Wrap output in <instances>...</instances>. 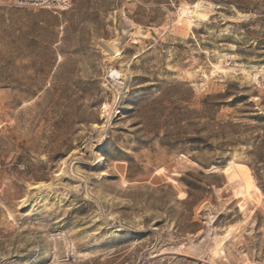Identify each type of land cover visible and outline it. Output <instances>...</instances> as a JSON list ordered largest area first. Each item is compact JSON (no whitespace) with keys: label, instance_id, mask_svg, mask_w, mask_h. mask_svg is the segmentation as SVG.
I'll return each mask as SVG.
<instances>
[{"label":"rangeland","instance_id":"obj_1","mask_svg":"<svg viewBox=\"0 0 264 264\" xmlns=\"http://www.w3.org/2000/svg\"><path fill=\"white\" fill-rule=\"evenodd\" d=\"M70 2L0 0V264H264V0Z\"/></svg>","mask_w":264,"mask_h":264},{"label":"built area","instance_id":"obj_2","mask_svg":"<svg viewBox=\"0 0 264 264\" xmlns=\"http://www.w3.org/2000/svg\"><path fill=\"white\" fill-rule=\"evenodd\" d=\"M10 5L16 7H33L46 9L53 14L68 11L71 8L70 0H6Z\"/></svg>","mask_w":264,"mask_h":264},{"label":"bare ground","instance_id":"obj_3","mask_svg":"<svg viewBox=\"0 0 264 264\" xmlns=\"http://www.w3.org/2000/svg\"><path fill=\"white\" fill-rule=\"evenodd\" d=\"M105 47V50L109 53V54H111V55H114V56H117V55H119V53H117V50L114 48V47H112V46H109V45H105L104 46ZM241 167H245V166H241L240 164L239 165H237L236 164V170H237V172H238V174H239V176L241 175L242 177H243V179H241V184H243L244 186H247L248 184H250V180L245 176V175H247V174H244L245 173V171L241 168ZM235 170V171H236ZM225 171H229V169L227 168ZM240 178V177H239ZM231 183H234V177H232L231 178ZM239 186V185H238ZM240 187V186H239ZM215 250H217L218 251V255L220 254V255H225V253H224V250H223V247H216V249ZM206 264H213L212 262L210 263H206Z\"/></svg>","mask_w":264,"mask_h":264}]
</instances>
